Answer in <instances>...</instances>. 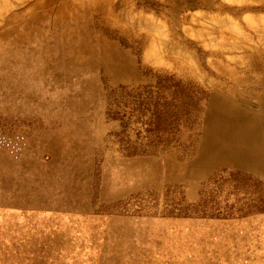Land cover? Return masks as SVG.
<instances>
[{
  "label": "rangeland",
  "instance_id": "rangeland-1",
  "mask_svg": "<svg viewBox=\"0 0 264 264\" xmlns=\"http://www.w3.org/2000/svg\"><path fill=\"white\" fill-rule=\"evenodd\" d=\"M34 1L0 0V24L1 14L7 12L4 11L6 6H2L4 2L8 4L7 7L19 11ZM112 2L117 12L131 23L136 32L148 33L149 42H158L165 55L169 53L180 55V51H183L191 67L195 68L198 74H202L201 76H208V79L222 80L223 73L218 69L231 66L225 65L227 64L225 56L238 57L246 50L247 45L256 46L264 29V0H112ZM223 32H226L224 39ZM120 39H117L120 47L129 50L124 38ZM232 46L239 48L231 49ZM130 55L136 64L138 79L113 83L102 72L99 73L98 83L102 92L98 99L99 111L95 116L92 115L93 120L88 123L90 134H95L92 129L96 130V125L101 126L102 133L97 139L99 142L95 139L87 140V135L77 136L74 133L73 138L77 141L73 148L69 147L71 143L66 136L77 128L84 118L82 114L92 113L97 104L91 103L88 108L70 111L69 102L68 105L66 101L55 104L62 94H66L70 102L80 100L82 96L76 93L79 85L74 82V78L70 82L54 80L53 75L47 80L44 79L45 81L35 76L30 78V70L37 72L39 66L45 65L36 60L33 61V65L37 64L36 68H26L22 79L17 82L8 79V82L14 83L13 86L18 89L21 85L32 89L36 99L34 104L29 103L30 111L14 112L0 108V159H4V162L0 161V170L6 171L7 163L15 166L23 162L27 168L35 165L36 174L34 177L29 176V179L31 185L38 188L39 192L33 197H44L45 193L42 190L45 187L56 195L58 190L52 188L45 171L53 168L55 163L52 158L61 155L65 146L70 148L67 149L68 155L64 161L58 160L73 164L79 162L78 168L71 176L73 179L77 176L80 183L88 187V196L85 199V206L76 212L73 210L61 212V207L37 210L8 204L14 187L13 178L17 174H14L16 167L14 169L10 166L8 172L0 174V227L7 225L4 219L8 213L16 216L57 215L64 220L67 218L65 222L76 217L81 220V217L102 219L105 221L107 232H111L112 235L114 232L118 234L124 232L122 225L123 222H127L126 225L131 228L133 234L126 242L141 249L136 250L135 261L142 264L147 262L161 264L166 253L164 251L150 253L152 246L157 245L156 242L151 243L153 230L159 233L164 231L169 237L176 232L187 233L189 224L194 223L198 229L208 231L216 229L210 235L212 242H216L222 234L228 232V227L237 226L236 235H240L244 231L242 223L252 221L253 230H250L252 234L245 244V256L237 258L238 261L232 256L221 261L219 252L210 249L205 251V255L213 257L215 264L220 262L249 264L257 253L251 249V245L257 242L262 245L259 253L264 257V176L251 170L223 165L194 182L190 178L186 180L162 178L156 185L148 186L136 185L134 176L132 183L135 185L132 188L120 191L112 198L102 197L101 189L107 182L104 180V168H107L106 172L109 175L111 167L117 162L116 167L122 169L121 162L143 161L142 159L160 161L165 155L171 157L175 163L177 168L175 175L182 174L181 167L196 154V147L205 135L204 117L211 101L209 86L205 84L207 82L180 74L168 61L160 60L157 63L152 57L142 62L140 50L131 52ZM13 64V67L19 66ZM5 72L10 76L7 67L3 68L2 75ZM4 78L7 79L3 75L2 79ZM41 100L43 104L40 103ZM6 102L9 101L4 94L0 103ZM252 102L255 104L257 101L253 99ZM96 118L98 124L95 123ZM49 135L50 138L55 136L57 140H61L60 149L55 151L53 157L44 149L48 147L45 138ZM84 136L85 140L79 139ZM31 141H35L34 147L29 144ZM107 158L110 162L106 161ZM55 174L61 178L59 171ZM22 176H26V173H22ZM77 191L79 192L78 189ZM59 192L61 193V191L57 193ZM18 194L19 192L15 193L16 196ZM115 221L119 224L115 227L118 228L117 231L114 230ZM102 228L105 229V225ZM217 231L220 234L216 233ZM0 232V240H7L6 247L11 244L10 240L18 247L25 243L23 238L18 240L14 236L9 237V233L14 235L15 233L9 230L8 226L3 227ZM118 237L125 241L121 235ZM68 238V241H73V237ZM143 241L149 248L148 252L145 251ZM122 247L117 246V250L105 252L107 261L111 260L110 258L122 257L125 252L131 254L133 251ZM236 250L237 248L231 246V252L234 253ZM196 255L190 256L197 258V261L199 256ZM14 256L15 253L3 255L0 259L11 261Z\"/></svg>",
  "mask_w": 264,
  "mask_h": 264
},
{
  "label": "bare ground",
  "instance_id": "bare-ground-1",
  "mask_svg": "<svg viewBox=\"0 0 264 264\" xmlns=\"http://www.w3.org/2000/svg\"><path fill=\"white\" fill-rule=\"evenodd\" d=\"M40 1L45 2L35 0L19 11L7 7L6 2L2 4L6 6L4 11L7 12L1 14L2 23L0 24V101L5 94L10 103H0V108L14 112L31 110L29 103L34 104L36 99L32 89H27L26 85H21L18 89L13 86L14 83L8 82V79L16 82L22 79L26 68H36L37 64L33 65V61H41L45 63V67L39 66L37 72L30 70V78L35 76L45 81L44 79L47 80L53 75L54 80L61 82H70L74 78V82L79 85L76 93L82 96L80 100L70 102L68 96L62 94L55 104L66 101L68 105L69 102L68 111L88 108L91 103L97 104L92 113L82 114L84 118L77 128L72 134L69 133L66 136L71 143L69 147L73 148L77 141L73 138L74 133L77 136L87 135V140L92 141L100 138L101 126L96 125V130L92 129L95 134H90L88 127V123L99 111L98 99L102 96L98 83L99 73L102 72L113 83L136 81L138 72L134 59L130 55L131 52L140 50L142 62L152 57L157 63L160 60L168 61L180 74L205 81L210 89L211 101L204 117L205 135L196 147V154L181 167L180 172L183 173L175 175L177 171L175 163L171 157L165 155L160 161L142 159L143 161L121 162L122 169L119 166L116 167L117 162L114 167H111L109 175L106 172L107 168L103 169L104 180L106 179L107 182L102 186V197L112 198L118 192L128 190L135 184L156 185L162 178L168 180L190 178L194 182L223 165L251 170L264 176V29L256 46L247 45L246 50L238 57L225 56L227 60L225 65L231 66L220 67L218 70L224 77L222 80H216L198 74L186 60L183 51H180V55L171 53L165 55L158 42H149L148 33L142 34L135 31L131 23L117 12L112 0ZM225 36L226 32H223L222 39ZM121 37L124 38L129 50L120 47L117 39ZM238 48L231 47L235 50ZM13 63L19 66L13 67ZM5 67L10 70V76L5 72L3 75L7 79H2V71ZM253 99L257 101L255 104L252 102ZM42 101L41 104H43ZM95 123L98 124V118ZM51 137L49 135L45 138L48 147L44 149L53 157L56 154L55 151L60 149L61 140H57L55 136ZM84 138L86 137L79 139L85 140ZM29 144L34 147L35 141ZM67 149L70 148L64 146L61 155H55L54 159L57 161L52 158L55 163L53 168L50 167L45 171V176L51 181L52 188L61 191V193L56 191V195L45 187L42 190L45 193L44 197H33L39 192L38 188L31 185L29 179V176L34 177L36 174L35 165L27 168L23 162L15 166L7 163L6 171L8 172L11 166L14 169L16 167L14 174L17 173L13 178L14 187L9 197L10 201H7L8 204L12 203L23 209L61 207V212L82 210L88 196V187L81 184L77 176L74 179L71 176L78 168L79 162L74 164L63 162L68 155ZM0 161L4 162V159ZM106 161L110 162L108 158ZM6 171L0 170V174ZM56 171L60 172L61 178L56 176ZM78 171L81 172V170ZM22 173H26V176H22ZM134 176H136L135 184L132 183ZM17 192L19 194L16 196ZM81 218L82 220L76 217L65 222L67 218L64 220L57 215L21 214L16 216V214L8 213L4 219L7 225H2L0 231L8 226L9 230L15 233V235L9 233V237L14 236L18 240L23 238L25 243L18 247L10 240L11 244L6 247L7 240H0L1 257L15 253L11 261L3 258L0 259V263L142 264L135 261L134 255L136 250L141 251V249L126 242L133 234L131 228L126 225L127 222H123L122 225L124 232L121 234L114 232L112 235L111 232H107L104 220ZM115 222L114 228L119 225L117 221ZM101 223L105 225L106 230L102 228ZM251 224L252 221L243 222L244 231L240 235H236L237 226L228 227V232L225 235L222 234L216 242L210 239V235L216 229L209 231L198 229L194 223L189 224L187 233L176 232L169 237L164 231L159 233L153 230L151 243L156 242L157 245L152 246L150 253L164 251L166 254L163 255L161 264H215L213 257L205 255V251L209 249L218 251L221 261L227 260L230 256L238 261L237 258L245 256V244L249 241L248 237L253 230ZM19 229L20 233H18ZM117 229L114 230L117 231ZM216 233L220 234L218 231ZM119 235L124 237L125 241L120 240ZM70 236L73 237V241H68ZM231 237L234 238L231 239ZM145 242L144 248L148 252L149 248ZM252 244L251 249L257 253L249 264H264V257L259 253L262 245L257 242ZM122 245L133 250V254L125 252L126 254L122 257L110 258L111 260L107 261L104 253L109 250L115 251L117 246L122 247ZM231 246L237 248L234 253L230 251ZM193 254H197L199 260L196 261L197 258L190 256Z\"/></svg>",
  "mask_w": 264,
  "mask_h": 264
}]
</instances>
